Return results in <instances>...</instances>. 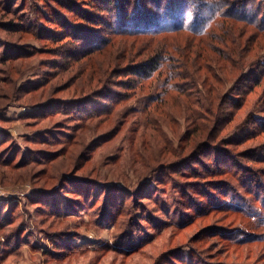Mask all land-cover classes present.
I'll list each match as a JSON object with an SVG mask.
<instances>
[{"label": "rangeland", "instance_id": "374dc122", "mask_svg": "<svg viewBox=\"0 0 264 264\" xmlns=\"http://www.w3.org/2000/svg\"><path fill=\"white\" fill-rule=\"evenodd\" d=\"M122 1L0 0V264H264V31L119 35ZM156 56L186 76L127 74Z\"/></svg>", "mask_w": 264, "mask_h": 264}, {"label": "trees", "instance_id": "16d2710c", "mask_svg": "<svg viewBox=\"0 0 264 264\" xmlns=\"http://www.w3.org/2000/svg\"><path fill=\"white\" fill-rule=\"evenodd\" d=\"M134 1L138 3L132 6L134 4ZM197 1L199 5L191 9V12L195 10L194 12H197V15L195 17H191L193 13L189 15V6H187V3H189L190 0H188L186 5L185 1L183 0H123V5H121V9L119 12L122 23H119V26L116 29L117 31L115 32L119 35L130 34L138 36H154L161 34V32L188 31L195 35H206L212 30L214 24H216L214 23V20H217V17H222L221 15L223 13L221 12V8L226 7V1ZM147 2H150L153 7L147 6ZM243 2L244 0H240V2H238L240 4H236L238 6V9L234 13L233 18L241 21L254 20L252 23L257 24L258 26L253 25L252 27H254L255 29L257 28V30L259 31H264L262 27H259L258 16L255 15V17L251 19H245L247 17L246 14L249 9L246 4H242ZM171 3H174V5ZM153 8L162 9L157 12ZM132 11V15H134L133 17L131 16ZM237 13H239L240 15H238ZM241 15L243 17H240ZM197 16L199 17L197 18ZM211 16L212 19H214L212 23L208 21L209 17ZM114 24H117V21L116 23H112V25L109 27L111 30H113ZM230 28L233 29L232 27ZM112 34L114 33L112 32ZM88 36L89 37L86 39L85 44L90 46L89 51L92 52L94 48L100 49L101 46L99 48L97 47L99 45L100 38L94 37L96 36V33H89ZM162 54H164V52L158 53L157 55ZM190 61L191 59H189V62ZM182 64H184V66L186 65L185 63ZM184 66L181 65V62H175L171 56H169L168 58L156 56L144 63L142 62L138 65H135V68H132L131 72L127 70V74L132 73L136 77V82L140 83L141 81L152 79L157 72L163 70V68H166L165 83L168 84V81L175 79V77H181V74L182 77L186 76L185 71L181 70ZM256 75L257 77L255 76V81H257V84H260L262 79L264 78V63L259 67ZM133 85L134 84H130L129 86H126L127 90L132 88ZM169 88L171 92L178 90V87L176 89L174 85H171V87ZM95 112L97 111L95 110ZM254 176L257 178L256 175Z\"/></svg>", "mask_w": 264, "mask_h": 264}]
</instances>
